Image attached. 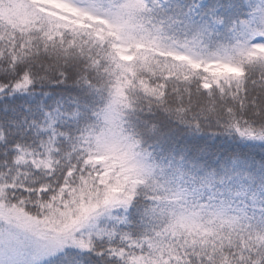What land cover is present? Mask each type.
I'll return each instance as SVG.
<instances>
[{
  "label": "snow or ice",
  "instance_id": "6c2138e0",
  "mask_svg": "<svg viewBox=\"0 0 264 264\" xmlns=\"http://www.w3.org/2000/svg\"><path fill=\"white\" fill-rule=\"evenodd\" d=\"M0 264H264V0H0Z\"/></svg>",
  "mask_w": 264,
  "mask_h": 264
}]
</instances>
